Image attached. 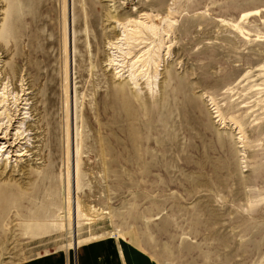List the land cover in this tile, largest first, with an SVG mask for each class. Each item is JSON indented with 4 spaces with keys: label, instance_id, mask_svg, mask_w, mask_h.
<instances>
[{
    "label": "rangeland",
    "instance_id": "rangeland-1",
    "mask_svg": "<svg viewBox=\"0 0 264 264\" xmlns=\"http://www.w3.org/2000/svg\"><path fill=\"white\" fill-rule=\"evenodd\" d=\"M102 239L264 264V0H0V264Z\"/></svg>",
    "mask_w": 264,
    "mask_h": 264
},
{
    "label": "crops",
    "instance_id": "crops-1",
    "mask_svg": "<svg viewBox=\"0 0 264 264\" xmlns=\"http://www.w3.org/2000/svg\"><path fill=\"white\" fill-rule=\"evenodd\" d=\"M72 251L64 254L52 253L46 256L30 258L23 264H137L132 263L124 242L102 239L80 244L76 248L74 259ZM132 258V259H131Z\"/></svg>",
    "mask_w": 264,
    "mask_h": 264
},
{
    "label": "bare ground",
    "instance_id": "bare-ground-1",
    "mask_svg": "<svg viewBox=\"0 0 264 264\" xmlns=\"http://www.w3.org/2000/svg\"><path fill=\"white\" fill-rule=\"evenodd\" d=\"M117 40V39H116ZM115 43H117V42H111V43H109V46H112L113 48H111V49H116L117 51H121V48H119L117 45H115ZM117 51H113L112 52V56H114V57H116V56H118V53L119 52H117ZM114 53H116V55L114 54ZM128 52H125V55L127 54ZM119 57H121V55H119ZM112 61H113V59H112ZM121 66L120 65H117L115 68H114V70H115V74H117L118 75V77H121V76H123L124 75V72L125 71H123V69H122V67L120 68ZM127 71V70H126ZM127 75H131V73L129 72ZM38 159H40V157H38ZM53 160H54V158H52ZM52 160V166H53V164H54V168H56V166H55V161H53ZM51 166V167H52ZM53 168V167H52ZM51 174H52V171L50 172ZM50 173H48V174H50ZM54 174V173H53ZM53 174L51 175L52 177H53ZM52 177H49L48 179H50L51 180V178ZM53 179V178H52ZM52 181V180H51Z\"/></svg>",
    "mask_w": 264,
    "mask_h": 264
}]
</instances>
